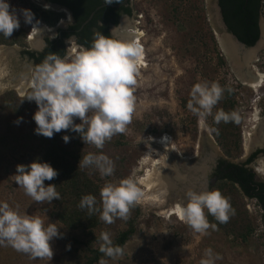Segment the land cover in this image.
<instances>
[{"label":"rangeland","instance_id":"374dc122","mask_svg":"<svg viewBox=\"0 0 264 264\" xmlns=\"http://www.w3.org/2000/svg\"><path fill=\"white\" fill-rule=\"evenodd\" d=\"M7 3L10 12L15 11L20 26L10 38L0 35V49L8 53L9 70L14 78L24 76L31 83L34 68L21 51L33 49L31 43L55 39L58 30L71 23V17L65 10L52 8L42 0H7ZM215 6L216 0H129L127 30L139 35L145 68L138 70L136 76L135 109L130 123L123 133L114 135L100 149L84 144L75 132L62 130L52 138L34 134L36 125L32 116L37 106L26 99L31 87L21 96L9 87L0 92V202L8 203L20 214L39 216L45 226L55 223L61 234L49 242L51 257H32L7 244L0 245V264H86L90 251L99 250L97 241L101 232L109 233L115 245L119 234L127 230H131V236L122 246L123 255L109 258L103 254L101 259L106 264H199L209 248L220 257L214 264H264L262 210L236 187L225 185L219 191L234 214L230 212L225 223L213 216L212 222L207 219L209 228L205 233L195 232L184 219L171 214L177 201L186 203V189L193 181L194 189L204 187H201L204 184L201 167L206 168L205 173L209 171L205 163L208 158L211 165L219 158L240 163L252 151L264 148V1L259 16L258 47L250 49L255 50L250 60L240 53L236 59L240 67L233 66L221 49L219 37L226 36V31L219 25ZM22 9L33 14L30 24L25 23ZM44 13L57 16V20L52 24L40 20L38 15ZM34 26H39L40 32L32 34L29 42L28 34ZM63 47L64 57L69 60L79 51L72 40L65 41ZM158 75L160 84L154 86ZM255 76L260 80L248 82L249 77ZM204 81L218 82L232 91L225 90L212 109L213 115L201 121L186 105L192 86ZM219 109L238 110L240 123H215L213 116ZM18 117L23 120L17 125L14 122ZM74 123H80L79 119ZM64 135L70 137L68 143L62 140ZM148 137L152 139L149 141ZM51 141L59 142L77 157L68 158L77 167L80 158L88 153H103L114 162L110 177H102L94 167L79 168L98 189L97 207L101 206L100 189L106 182L132 177L145 192L140 180L158 159L163 149L161 142L171 164L182 175L183 187L176 186L162 200V205H134L126 220L115 218L108 224L97 212L98 224L91 232L67 228L55 217L52 203H36L13 177L17 165L37 160ZM189 165L195 173L187 168ZM250 168L258 180L264 179V157L258 155Z\"/></svg>","mask_w":264,"mask_h":264},{"label":"clouds","instance_id":"9594fccd","mask_svg":"<svg viewBox=\"0 0 264 264\" xmlns=\"http://www.w3.org/2000/svg\"><path fill=\"white\" fill-rule=\"evenodd\" d=\"M112 0H109L111 3ZM47 7V6H46ZM25 23H31L33 14L28 9L21 10ZM70 19V17H69ZM15 11L10 12L7 0H0V35L10 38L19 28ZM101 32H94L90 47L79 46V51L70 60L56 53H50L41 64L35 66L31 79V92L28 101H34L37 110L32 116L36 128L34 134L52 138L62 130L78 133L82 141L103 147L114 135L123 133L130 123L135 109L134 86L137 83V65L142 58V48L135 38L119 40ZM37 32L33 28L28 34ZM74 37V36H73ZM71 37V38H73ZM70 38V39H71ZM225 89L218 82L196 83L190 90L187 109L201 121L213 115L212 109L222 98ZM79 119L80 123H74ZM214 122L219 124L233 122L239 124L238 110L216 111ZM23 117L14 122L17 125ZM68 135L62 136L65 143ZM152 137H148L150 141ZM94 167L102 177L114 173V162L103 153H88L80 158L78 168ZM58 172L39 158L28 165H17L14 182L24 190L25 195L36 203H51L60 200L52 181ZM101 206L96 207V198L89 194L81 197L78 207L87 208L88 213L99 212L100 219L111 224L115 218H128L131 207L146 199V194L137 181L125 178L119 182H106L100 189ZM186 203L178 206L180 216L197 233H205L209 228L205 210L220 223L229 219L234 210L228 200L218 190L194 191L185 193ZM213 229L215 225H212ZM55 223L45 226L39 216L20 214L6 202H0V245L7 244L15 251L32 257L52 256L50 241L60 238ZM99 251L109 258L123 255V248L113 245L109 233L101 232L98 238ZM220 259L212 249H205L204 258L199 264H214ZM99 264H106L104 259Z\"/></svg>","mask_w":264,"mask_h":264},{"label":"trees","instance_id":"16d2710c","mask_svg":"<svg viewBox=\"0 0 264 264\" xmlns=\"http://www.w3.org/2000/svg\"><path fill=\"white\" fill-rule=\"evenodd\" d=\"M48 1L63 4L73 12L74 22L68 27L71 31L70 35L62 34L63 36H77L82 30H85V38H87L93 25L97 32H101L102 35L108 36L106 25L107 17L109 18L108 14L116 9L107 6L101 7L99 10L95 11V8L98 5H101L103 1L109 3V0ZM121 1L122 0H112L109 4H118ZM217 1L228 31L233 34L240 43L247 47H252L259 39L258 19L260 16L261 4L264 0ZM94 11V15L88 21V18ZM104 11H106V20L101 19ZM126 12L130 15L131 10L127 9ZM38 16L40 20L46 21L49 24H52L57 20V16L47 13ZM83 23L85 24L83 25ZM82 25L83 27L81 28ZM49 52L64 57L65 51L62 38L52 41L47 40V49L44 55L47 56ZM24 54H27L30 57L34 56L33 53L30 52H25ZM41 57L35 58L36 64H40ZM68 158H71L72 160L78 159L77 157H74V155L68 153L63 146H60L59 142L51 141L44 147V150L39 157V161L49 163L53 169L58 172L56 178L52 181H45L44 183L45 186L49 184L55 185L56 191L60 194V200H53L51 202L56 210L55 217L57 220L67 228L82 229L91 232L98 224L97 212L90 215L87 208L81 209L78 205L81 197L84 195L91 194L97 198L98 189L76 165L70 162ZM216 172L219 177L212 188L220 191L225 185L234 186L242 196L257 200L262 210L261 221L264 229V183L254 182L252 180L253 174L249 173L247 169L238 165L225 163V161L222 160L219 161ZM256 192L258 193L255 194ZM211 217L212 216L207 213V219H209L210 222L213 221ZM130 236L131 230L120 233L115 246L122 247ZM90 253L91 256L88 257L86 264H95L103 256V253L98 249L92 250Z\"/></svg>","mask_w":264,"mask_h":264},{"label":"bare ground","instance_id":"6f19581e","mask_svg":"<svg viewBox=\"0 0 264 264\" xmlns=\"http://www.w3.org/2000/svg\"><path fill=\"white\" fill-rule=\"evenodd\" d=\"M124 22V21H123ZM125 24V23H124ZM128 27V26H127ZM35 29H37V32L33 33V35H38L40 32L39 26H34ZM126 28V24L124 26ZM123 28V29H124ZM122 30V29H121ZM129 31V30H128ZM126 28V35L124 34L125 31H123V35L121 36V40H129L133 37L135 38L136 42L140 45L139 41V35L134 32H128ZM219 43L221 46V49L223 50L224 54L231 59L232 65L236 67H240L239 64L236 62V59L239 57L240 52L238 50V47L227 37V36H220L219 37ZM141 46V45H140ZM142 48V46H141ZM251 49V48H250ZM247 49L243 53L244 59H252L254 54V48L253 50ZM143 50V48H142ZM247 64V63H246ZM145 68V58H144V52H142V58L140 62L137 65V69L141 70ZM239 69V68H238ZM9 70V62H8V53L2 51L0 49V92L7 87L12 88L16 90L18 94H23L29 87H30V81L25 78L24 76H13V73H10ZM243 79V78H241ZM157 83L154 86H157L160 84V76L158 75L155 79ZM260 78L255 77H249L248 82L251 84L256 83ZM5 81V82H4ZM245 81V80H243ZM161 88V87H160ZM261 140V139H260ZM259 141V140H258ZM160 146L163 148L160 152L159 156L156 159L151 166V169L146 171L145 177L140 180L141 184L145 187V194L146 199L140 202V204L144 205H162V200L167 197V195L171 192L176 190V181L180 180L179 172L174 167L173 164L170 162V157L166 152H164L165 144L161 142ZM180 184V183H179ZM185 189V188H184ZM182 193V192H181ZM178 194V193H177ZM173 198V196H171ZM181 197V196H180ZM175 199V198H174ZM171 200V199H169ZM176 202V200H175ZM181 201H177L174 205L173 210L171 211V214H174L179 218L180 220H183V218L180 216L178 212V206L181 205Z\"/></svg>","mask_w":264,"mask_h":264},{"label":"flooded vegetation","instance_id":"af4514ba","mask_svg":"<svg viewBox=\"0 0 264 264\" xmlns=\"http://www.w3.org/2000/svg\"><path fill=\"white\" fill-rule=\"evenodd\" d=\"M42 2L44 3V4H46V5H48V6H50V7H52V8H57V9H62V10H65L68 14H69V16L71 17V23L70 24H68V26H67V28L66 29H60V30H58V32H57V34H56V38L55 39H59V38H62V42H63V44H64V42L65 41H68V40H72L76 45H78V47L79 46H83V47H85V48H87V47H90V44H91V41H92V38H93V33L94 32H97V30H96V28H95V26L93 25L92 27H91V32H90V34H88V36H87V38H85L86 36H85V34H86V31L84 30H82V32H80V34L79 35H77V36H74L73 37V35L72 36H68V37H65V36H63L62 34H69L70 35V30L68 29V27L74 22V19H73V12L67 7V6H65V5H63V4H59V3H56V2H50V1H48V0H42ZM124 2V0H122L121 2H119L118 4H109V3H106L105 1H103V3H101V5H98L96 8H95V11H97V10H99L101 7H107V6H109L110 7V5H120L119 7H115L114 9H116L115 11H113V12H111L110 14H108V16H109V18L107 17V21H106V25H107V34H108V36L111 34V32H112V30L113 29H115V31L112 33V38H114V39H117V35L119 36V40H121V36L123 35V31H125L124 32V34L126 35V29L124 28V26H125V24L124 23H126V21H125V19L129 16L128 14H127V12H126V10L127 9H130V7H129V0H127L125 3H123ZM218 2V1H217ZM95 11L93 12V13H91V15L93 16L94 15V13H95ZM221 11V10H220ZM90 15V17L88 18V21L91 19V16ZM106 11H104L103 13H102V16H101V19L102 20H106L105 18H106ZM222 16V15H221ZM122 19H124L123 21H122ZM222 20H223V18H222ZM116 23H115V22ZM260 20L258 19V30H259V37H260ZM223 23H224V21H223ZM85 23H83V25H84ZM121 24H122V26H121ZM83 25L81 26V28L83 27ZM127 23H126V28H128L127 27ZM224 25H225V23H224ZM121 26V27H120ZM226 26V25H225ZM81 28H80V30H81ZM124 28V29H123ZM122 29V30H121ZM226 29H227V26H226ZM79 30V31H80ZM129 30V29H128ZM127 30V31H128ZM130 31V30H129ZM128 31V32H129ZM227 32L228 33H230L229 31H228V29H227ZM231 34V33H230ZM233 35V34H232ZM71 37H73V38H71ZM71 38V39H70ZM55 39H53V40H55ZM30 40V39H29ZM49 41H52V40H49ZM36 44V43H35ZM34 44V45H35ZM46 49H47V41L46 42H43V43H40V45L39 46H35V47H33V49H24V50H22L21 51V53H22V56L29 62V64L33 67V68H35V66H37V65H39V64H36V61H35V58H37V57H41L42 55V57L40 58V64H41V62L44 60V58L46 57V55H44L45 54V52H46ZM25 52H30V53H33V57H30L29 55H27V54H24ZM258 155H261L262 157H264V148H262V149H259V148H257L255 151H252V153H250V155L243 161V162H240V163H234V162H231V161H226V160H224V159H221V158H219V159H217V161L216 162H214L213 163V165H211V162H210V160H211V158H208L206 161H205V163L207 164V165H209V167H210V169H209V171L208 172H204L205 170H206V168H203L204 166H200L201 167V172H202V174H201V180H202V182H204V184L201 186V187H203V188H197V189H194L193 188V186H194V181H193V183H192V185L191 186H188V185H186V186H188V188L189 189H192V190H194V191H197V192H199V191H209L211 188H212V186L214 185V183L218 180V177H219V175H217V172H216V170H217V166L219 165V161H225V163H230V164H234V165H238V166H240V167H243V168H245V169H247V171H249V173H251V174H253V178H252V180L254 181V182H259V183H264V179L262 180V181H260V180H258L257 178H256V174H255V172L250 168V164L251 163H253L254 161H255V158L258 156ZM191 165H189V166H187V168L188 169H190V170H192V171H194V173H195V170L193 169V168H191L190 167ZM199 167V168H200ZM179 176H180V174H179ZM181 178H182V175H181ZM192 178H193V176H192ZM180 183V184H179ZM181 183H183V180L182 179H180V180H178L177 181V187H179V188H181V187H183L182 185H181ZM186 189V188H185ZM189 189H186V191L187 190H189ZM258 192H256L255 194H257ZM246 197V196H245ZM250 199H253V198H250ZM255 200V199H254ZM256 202H257V200H255ZM258 203V202H257ZM260 207V206H259ZM261 208V207H260Z\"/></svg>","mask_w":264,"mask_h":264},{"label":"water","instance_id":"95a60500","mask_svg":"<svg viewBox=\"0 0 264 264\" xmlns=\"http://www.w3.org/2000/svg\"><path fill=\"white\" fill-rule=\"evenodd\" d=\"M127 0H124V2L123 3H125ZM120 5H110V7H112V8H115V7H119ZM215 10H216V16H217V20H218V22H219V25L221 26V28L224 30V31H226V36L238 47V50H239V52L240 53H244L247 49H250V48H253V47H258V43L256 42L252 47H247V46H245L244 44H242V43H240L236 38H235V36H233L232 34H230V33H228L227 32V29H226V26L224 25V23H223V20H222V16H221V11H220V8H219V6H218V2H217V0H216V6H215ZM92 16V15H91ZM124 19H122V21H123ZM121 26H122V24H121ZM120 26V27H121ZM116 32V31H115ZM117 39H119V36L117 35ZM29 42H30V40H29ZM31 45L33 46V47H35V46H39L40 45V43L39 42H36V44L34 45V44H32L31 43ZM258 49H260V47L258 48ZM25 93V92H24ZM24 93L23 94H19L20 96L21 95H24Z\"/></svg>","mask_w":264,"mask_h":264}]
</instances>
